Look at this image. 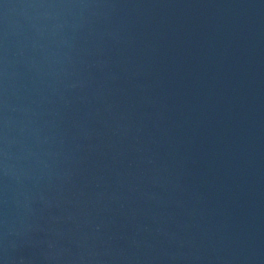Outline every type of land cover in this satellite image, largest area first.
<instances>
[{"label": "water", "instance_id": "obj_1", "mask_svg": "<svg viewBox=\"0 0 264 264\" xmlns=\"http://www.w3.org/2000/svg\"><path fill=\"white\" fill-rule=\"evenodd\" d=\"M0 264H264V0H0Z\"/></svg>", "mask_w": 264, "mask_h": 264}]
</instances>
